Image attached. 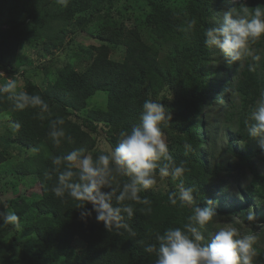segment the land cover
<instances>
[{
    "label": "trees",
    "instance_id": "trees-1",
    "mask_svg": "<svg viewBox=\"0 0 264 264\" xmlns=\"http://www.w3.org/2000/svg\"><path fill=\"white\" fill-rule=\"evenodd\" d=\"M117 1L68 0L67 7H63L57 0H0V69L3 71L12 70L15 50L21 43L28 46L39 43L43 50L49 51L61 46L68 34L76 31L101 41L93 48V53H89V62L82 71L66 68L57 71L52 83L43 91L29 81L25 84L24 92L29 96L40 95L49 105L48 112L31 107L17 110L15 96L18 94L4 92L3 87L0 88V106L11 113L13 124L20 125L18 130L14 128L20 144L29 149L44 143L49 151L46 155L39 151L29 158L23 170L40 185L39 199L30 206L38 216L33 223L36 251L45 253L51 248L61 264H156V253H147L145 249L149 245L158 249L157 237L169 230L179 227L183 231L189 217L199 208L215 213L213 220L199 229L204 237L203 245L211 242V233L219 221L225 220L231 228H236L239 233L237 239L243 224L247 227L243 231L244 237H257L253 245L258 253L254 257L255 262L264 264V174L252 162L263 151L262 148L255 153L237 154L228 147L223 151L226 156L220 155L212 162L208 157L213 139L210 135L206 138L210 124L205 114L213 101L216 104L227 101L225 120L235 122L237 141L245 140L250 138L251 112L264 90V77L250 59L244 62L242 69L239 63H233L234 83L225 86L218 98L211 89L212 76L219 70L211 72L209 68L219 64L220 60L215 58L219 55L217 48L205 47L204 32L209 27H218L216 18L221 13L218 4L223 0H185L183 6H171L169 0H140L149 7L145 24L150 34L156 41L169 46V53L162 61L159 60V48L155 44H147L135 25L125 24L119 10L113 12ZM240 8V4L234 5L237 12ZM226 9H230L228 4ZM191 19H196V28L186 30ZM117 46L124 49L121 61L110 58ZM226 58L223 57V63ZM250 65L255 67V71L248 70ZM228 67L223 64L224 70ZM226 88L229 91H225ZM165 89L174 94L172 100L167 102L162 98L158 101ZM98 91L106 94L105 108L78 114L85 111L87 100ZM146 100L163 105L167 102L166 109L170 111L172 120L161 128L168 155L177 165L187 161L186 167L190 171L176 180L167 177L171 187L165 192L153 193L142 189L138 193L140 201L148 199L150 204L129 199L118 202L117 197L132 178L118 174L114 163L111 164V187L102 188L101 192H114L112 206L121 210L131 207L133 213L129 217L121 211L123 223L131 231L113 227L109 232L103 223L97 222L91 204L78 209L70 199L65 204L54 195L52 188L58 183L59 174L66 170V164L57 170L52 159L57 156L63 158L79 149H84V155H90L94 163L100 155H110L96 150L94 136L115 150L119 145L120 131L140 126ZM235 100L238 104L234 110ZM41 115L44 119H40ZM59 118L64 120V124H57L55 130H63L65 135L57 148L49 134L54 130L53 122ZM205 142L208 143L207 148L204 147ZM185 143L193 147L187 156L184 155ZM235 161V166L230 168ZM164 163L163 159L158 161L160 166ZM238 169L250 175L248 184L240 192L242 202L221 206L217 203L221 179L229 178L233 170ZM45 173L51 179L45 180ZM157 175L159 168L154 177ZM181 185L185 190L193 189L192 204L181 206ZM174 193L177 199L175 206L169 201V196ZM9 205L19 209L25 204L21 206L14 202ZM82 212H91V216L81 219ZM249 215L253 216L252 220L248 219ZM5 217V204L0 200V264H31L33 259L25 255L11 259L6 254L3 241L11 225H4ZM75 239L83 243L79 253L73 249Z\"/></svg>",
    "mask_w": 264,
    "mask_h": 264
},
{
    "label": "clouds",
    "instance_id": "clouds-1",
    "mask_svg": "<svg viewBox=\"0 0 264 264\" xmlns=\"http://www.w3.org/2000/svg\"><path fill=\"white\" fill-rule=\"evenodd\" d=\"M57 3L67 7L68 0H57ZM196 25V19H191L187 22L186 30H194ZM204 36L206 48L219 49L225 57L229 58L230 64L239 63L242 69L244 62L249 58L255 61L260 59L259 56L254 55L252 46L264 38V7L257 6L251 10L244 7L239 12L235 9L224 11L220 25L207 28ZM248 70L255 71V67L250 65ZM15 89L16 81L12 80L5 84L3 91L14 92ZM225 91L229 90L226 88ZM15 99L17 110L22 111L28 107L40 108L41 112L49 110L48 103L40 95L29 96L26 92H20ZM40 119H44L43 115ZM171 120L170 111L161 102L146 100L140 116V126L130 131H120L119 145L111 155L102 154L94 163L90 155H84V149H79L63 158L59 156L53 158L52 164L57 170L65 164L66 170L59 174L58 183L52 188V192L62 203L67 204L70 199L78 209H82L85 204H91L92 210L96 213L97 222L103 223L109 232L113 230V227L131 231L128 225L123 223L124 217L121 211L131 217L133 209L131 207H125L123 210L114 208L111 200L115 193L104 194L101 189L111 187L113 177L110 165L114 163L118 174L132 178L130 183L124 185L117 201L123 202L129 199L150 204L151 201L148 199L140 201L138 193L142 189L148 190L156 185L154 175L158 168L161 178L171 176L173 180L179 179L190 171L186 167L187 161L177 165L168 155L169 149L161 126H167ZM251 120L255 123L250 126L249 135L260 138V146L264 150V94H261L255 110L251 112ZM57 124L63 125L64 120L62 118L55 120L52 124L54 130L49 135L54 146L58 148L65 132L55 130ZM12 126L16 130L20 128L18 123ZM184 149L185 156L193 151L192 145L188 143L184 144ZM32 151L35 152L37 149ZM161 159L166 161L163 166L158 164ZM49 179L51 177L45 173V180ZM74 180L78 182H73ZM192 192L193 189L185 190L182 185L180 186L181 206L184 203H193ZM175 195L174 193L169 196L173 206L177 204ZM214 215L215 213L210 209H195L194 215L189 217V223L185 225L183 231L177 227L165 232L157 237L158 249L155 245H149L145 251L156 253V264H252L253 258L258 254L253 247L257 237L247 236L237 239L239 233L234 227L219 230L207 245L201 243L204 237L199 229L211 222ZM85 216H91V212H82L81 219ZM248 219L252 220L253 216L249 215ZM4 225H12L20 230L19 216L10 212L4 218Z\"/></svg>",
    "mask_w": 264,
    "mask_h": 264
},
{
    "label": "rangeland",
    "instance_id": "rangeland-1",
    "mask_svg": "<svg viewBox=\"0 0 264 264\" xmlns=\"http://www.w3.org/2000/svg\"><path fill=\"white\" fill-rule=\"evenodd\" d=\"M185 0H169L171 6H183ZM239 2V3H237ZM230 7L229 10L234 9L235 4H240L241 8L247 7L250 10L257 6H263L264 0H223L218 4L221 13L217 14L216 22L218 26L222 21V14L227 11L226 6ZM116 10H119L124 17L125 24L135 25L143 40L147 44H155L159 48V60L169 53V46L167 44L158 42L150 34L148 27L145 24V17L149 10V7L145 2L140 0H118L115 4ZM101 41L91 37L88 34L80 31L68 34L64 39L61 46L51 49L49 51L43 50V47L36 43L32 46H28L25 43H21L15 50V61L11 71H3L0 69V88H4L5 84L16 81V89L14 94L24 92L25 84L29 81L35 84L40 90H45L49 87L55 78L57 71L61 69H70L74 71H82L89 62V53H93V48L99 45ZM255 56H259V60L254 62L259 74L264 77V38L259 43L252 46ZM216 48H214L215 50ZM123 47L117 46L110 54V58L114 61H121L123 58ZM215 58H219V64H213L209 70H219V73L212 76L211 89L218 95L223 93L225 86L229 83H234V74L231 72L233 63H229V58L223 63L224 55L219 51ZM229 66L226 70L223 69V64ZM264 94V90L262 92ZM174 94L165 89L159 96L158 101L165 98L167 102L171 101ZM165 101L164 107L167 108V102ZM106 102V94L103 91L95 92L88 100L84 112H78V114L86 113L89 109H104ZM227 101L223 100L219 103L213 101L205 114L206 120H209V128L206 131V138L210 135L213 139L212 146L209 150L208 157L212 162V159L218 160L219 156H226L223 151L228 147L237 153L244 154L249 151L255 153L261 148L260 138L242 139L237 141V135L235 134V122L226 121L225 113L227 108ZM235 100V106H237ZM228 106V105H227ZM226 106V107H227ZM256 106V105H255ZM255 110V109H254ZM222 111V113H221ZM216 120L215 122L213 120ZM251 126L255 123L251 120ZM12 115L9 111L0 106V200L4 202L6 208V216L12 212L20 218V230H17L11 225V229L7 236H5L3 247L6 249V254L12 259L14 257L21 258L23 255L32 258L31 264H61V260L54 256L51 248L45 253H39L36 251L35 244L36 232L34 231V221L38 219V216L30 208L32 203L39 199L40 185L33 176L23 173L26 166V162L29 158L37 155L39 151L46 155L48 148L44 143L38 146L25 149L18 138L15 135L14 127L12 126ZM96 150L107 152L111 155L114 151L107 146V144L97 136ZM208 143H204V147L207 148ZM32 149H37L33 152ZM252 162L255 164L258 171L264 174V150L260 151ZM236 161L230 164V168H233ZM157 183L156 185L148 189L153 193L165 192L171 184L166 178H161L160 175L154 177ZM250 179V175L245 170H233L229 178L222 177L221 188L217 191V203L221 206H233L236 202H242L240 199V192L246 187ZM16 202L23 207L18 209L11 207L9 204ZM235 222H238L235 220ZM242 225V230L238 239L245 238L243 231L247 229L245 225ZM231 228L229 222L221 220L218 222L216 229L211 233V238L221 229ZM262 231L261 225L259 226ZM73 249L76 253L83 247V243L78 239H75ZM252 264H257L253 258Z\"/></svg>",
    "mask_w": 264,
    "mask_h": 264
},
{
    "label": "built area",
    "instance_id": "built-area-1",
    "mask_svg": "<svg viewBox=\"0 0 264 264\" xmlns=\"http://www.w3.org/2000/svg\"><path fill=\"white\" fill-rule=\"evenodd\" d=\"M237 1H240V0H237Z\"/></svg>",
    "mask_w": 264,
    "mask_h": 264
}]
</instances>
